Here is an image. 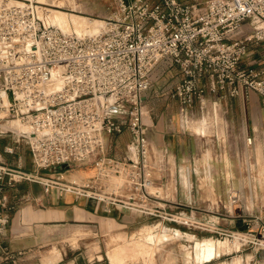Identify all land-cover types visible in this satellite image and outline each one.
Wrapping results in <instances>:
<instances>
[{
    "label": "built area",
    "instance_id": "obj_1",
    "mask_svg": "<svg viewBox=\"0 0 264 264\" xmlns=\"http://www.w3.org/2000/svg\"><path fill=\"white\" fill-rule=\"evenodd\" d=\"M60 1L0 0V121L27 126L5 128L0 135L25 138L34 165L32 170L12 167L0 158V235L7 234L11 220L4 210L5 186L32 181L47 192L94 199L108 213L120 207L192 230H210L222 239L234 240L244 232L240 251L252 247L257 256L243 264H264L261 215L242 214L246 230L227 228L206 222L198 211L226 216L230 209L209 210L161 195L157 187L169 181L172 156L153 146L144 120L145 93L161 61L180 68L183 78L174 95L181 125L201 139L209 127L197 130L194 125L207 116L208 93L254 91L264 106V71L242 64L250 43L264 41V0H116L103 19V31L93 36L65 33L46 20L55 7L76 9L71 0ZM245 24L246 35L235 36ZM221 122L225 126L223 118L214 120L216 127ZM125 129L132 139L120 158L111 154L106 134ZM253 138L248 136L247 143ZM4 151L15 149L6 145ZM63 164L69 166L51 170ZM74 166H91L94 173L65 178ZM240 199L238 190L230 191L231 205ZM257 224L260 235L249 230Z\"/></svg>",
    "mask_w": 264,
    "mask_h": 264
},
{
    "label": "crops",
    "instance_id": "obj_2",
    "mask_svg": "<svg viewBox=\"0 0 264 264\" xmlns=\"http://www.w3.org/2000/svg\"><path fill=\"white\" fill-rule=\"evenodd\" d=\"M76 5L75 8H81L78 0ZM85 7L83 5L82 9ZM248 25L245 24L240 32L235 33V36L246 35ZM242 64L264 71V41L250 43L249 53L242 60ZM152 78L153 85L145 93L144 120L150 126L149 136L153 146L165 148L172 156L169 181L164 187L162 185L157 187L161 195L176 202L209 210L230 209L231 213L226 212V216L198 211L200 218L222 227L246 230L241 215L247 212L259 214L264 220L262 96L258 92L246 93L243 90L241 94L235 96L224 92L208 93L207 115L210 119L212 118L213 123L215 119L223 118L225 126L220 127L223 128L221 134L216 133L219 135L218 139L210 140L206 137L203 141L196 133L184 130L181 125L179 101L174 95L175 85L183 78L180 68L168 61H161L154 67ZM206 121L211 129V120L207 116ZM219 126L218 124L216 127L215 123L213 125L216 129H220ZM226 126L229 134L225 132ZM248 136L254 137L252 144L247 143ZM131 139L132 134L129 129L121 133L106 134L111 154L120 158L125 155ZM6 145H12L15 152H5ZM209 147L212 148V152H209ZM0 158L12 167L28 170L34 168L29 147L24 143H16L14 138L0 135ZM79 174L91 175V168L80 171ZM231 190H238L241 196L240 201L234 205H231L229 201ZM3 194L7 201V207L4 210L10 214L11 220L7 234L0 235V264H45L46 260H50L49 264H64L68 251L59 242L57 246L48 250L44 249L43 243L59 239L66 225L74 227L89 225L101 229L113 225V227L126 228L127 232H132L129 238L142 236L152 225L157 226L160 233H162L161 229L167 230L169 237L155 241L154 251L148 261L130 262L127 259L126 262L123 259L122 264H151L158 252L166 245H172L176 238L183 239L187 244L193 243L188 235H195L196 238L201 239H213L216 247V251H213L214 258L239 252L241 249L240 244L230 239L215 238V233L212 236L197 237L196 232L181 224L162 222L155 217L120 207H114L112 212L108 213L103 205L94 199L78 197L74 193L60 195L55 189L47 192L39 182L21 181L14 186H5ZM173 210L188 211L189 208L173 207ZM259 226L257 224L249 230L255 235H260ZM176 230L181 231L183 235L177 236ZM239 233L246 235L244 232ZM122 237L121 233L113 235L108 242V250L118 241L127 238ZM108 250L106 256L110 264H114L115 260L110 259ZM194 254L193 247L185 249L184 262L201 264L194 263ZM260 254L262 255L263 252ZM256 256L252 250L251 258L254 260ZM235 257L239 264L244 263L245 258L237 254L231 261H218L212 264H231ZM103 258V255L99 254V259ZM76 259L77 257H74L73 261L66 264H77ZM85 264L92 263L87 261Z\"/></svg>",
    "mask_w": 264,
    "mask_h": 264
},
{
    "label": "rangeland",
    "instance_id": "obj_3",
    "mask_svg": "<svg viewBox=\"0 0 264 264\" xmlns=\"http://www.w3.org/2000/svg\"><path fill=\"white\" fill-rule=\"evenodd\" d=\"M45 1L53 2L54 0H45ZM115 1L116 0H78L79 6L81 7L80 9L76 8L75 10H73L69 6H64L62 8L55 7V9H60V10L69 12V14H72V13L82 14V15L87 16L86 19L94 21L93 24L95 22H98L104 25L103 19L105 16L112 13L113 7L115 5ZM63 2L65 1L64 0L60 1L61 4ZM71 2L74 3L73 7H77L76 0H71ZM65 3L67 4L68 1H66ZM83 5L86 7L82 9ZM40 11H44V10H40ZM46 20L50 22L48 16L46 17ZM207 118L211 120V123H210L211 129L210 128L208 129L209 135H207L206 137L209 138L210 140L215 139L216 133L221 134L223 132V128H220L221 126H223V123L220 124L219 126L220 129H216L213 127L214 123L212 121V118L210 119L209 115H207ZM2 122H5V121H2ZM200 122L202 123L201 128L197 130H201L204 126H208L206 118L203 119V121L200 120ZM8 124L9 123H6V125ZM5 128H8V127L0 126V130H3ZM14 128H17V127H14ZM1 136H5L10 139L14 138L16 143H24L29 147L28 141L25 138L15 136L11 132L2 133ZM202 140L204 141V139ZM211 143L213 144L212 141ZM209 148H210L209 152H212V148L211 147ZM89 168H92V167L91 166H74L73 169L65 172L63 176L67 179H72V178L78 179V178L86 176V175L79 174L80 171H85V170H88ZM73 227L74 226L72 225H66L65 227H63L64 232H62V235L59 239H54V240L46 241L43 243L44 249L48 250L49 248H52L53 246H57V243L59 242V244L62 245L66 251H68V255L66 259L63 261L64 264L73 261L74 257H77L76 259L77 264H85V262L87 261H91L92 264H110V261L106 256V251L108 250V242L110 241L113 235L118 234V233L119 234L121 233L123 237H127V238L122 237L123 238L122 240L118 241L117 243H115L109 248L108 253H109L110 259L113 260V258L115 257L116 262H119V260H116L118 258L121 259L120 260L121 262H123L122 261L123 259L125 260L129 259L130 262H139V261L146 262L152 256V253L154 251L155 241L160 240V239H166L167 237H169V233L167 232L166 229L164 230L161 229L162 233H160V229H158V227L154 225L147 228L145 230V234H143L142 236L132 237V238H129L130 237L129 235L132 234V232H127L126 228L113 227V225H108L105 229H101L100 227L95 228L89 225H78V226H75L74 229ZM193 231L196 232L197 237H201L203 235L212 236V234L215 233V232L208 233L202 229H199V230L193 229ZM176 232H177V236L183 235V233L179 230H176ZM214 235H215V238L222 239L221 237L217 236L218 234L215 233ZM188 236H189V240L192 241L193 243L187 244L185 243L183 239L176 238L172 245H166L164 248H162L161 251L158 252L156 259H154L153 263L151 264H186L184 262L185 261L184 260L185 259V249L190 248V247H193V250L195 251L193 261L194 263H197L198 246L196 245V243L205 242V241H211L215 243L213 239L196 238L195 235H188ZM234 243L239 244L240 241L235 240ZM124 248L126 249V251L124 250ZM99 254L103 255L104 258L102 260L99 259ZM237 254H241L243 258H245V260L246 258L251 259L252 247L251 248L247 247V249H245L244 251L222 255L220 258H214L211 261V263H215L218 261H225V260L231 261L233 257ZM236 258L237 257L234 258L231 264H239ZM238 260H241V259H238ZM131 264H138V263H131Z\"/></svg>",
    "mask_w": 264,
    "mask_h": 264
},
{
    "label": "bare ground",
    "instance_id": "obj_4",
    "mask_svg": "<svg viewBox=\"0 0 264 264\" xmlns=\"http://www.w3.org/2000/svg\"><path fill=\"white\" fill-rule=\"evenodd\" d=\"M86 17L87 16L82 15V14H76V13L69 14V12H66V11H63L60 9H51L48 12L49 21L52 24L58 25L60 28H62V30L65 33L73 32L79 36H93V35L99 34L103 31L104 25H102L101 23H98V22H95L93 24L94 21L86 19ZM12 122H13V124H12ZM6 123H9V124L6 125ZM201 124L202 123L200 121L198 123L196 122L194 127L196 129H200ZM0 126H2V127L14 126L17 128L20 127L18 129L12 127L18 131H21L27 127L26 125L22 124L18 120H9L6 122L0 121ZM91 173L92 174L94 173L93 168H91ZM245 236L246 235L239 233L238 237L232 241L239 240L240 241L239 244L242 245L243 240L245 239ZM196 245L198 246L197 263L212 264L211 261L214 259L213 251L214 252L216 251L214 243L211 241H205V242L196 243ZM124 250L126 251L125 248H124ZM113 260H115V258H113ZM116 260H119V262L115 261L114 264H122V262L120 261L121 259L118 258ZM125 261H127V260H125ZM49 263H50V260L45 261V264H49Z\"/></svg>",
    "mask_w": 264,
    "mask_h": 264
},
{
    "label": "water",
    "instance_id": "obj_5",
    "mask_svg": "<svg viewBox=\"0 0 264 264\" xmlns=\"http://www.w3.org/2000/svg\"><path fill=\"white\" fill-rule=\"evenodd\" d=\"M68 166H69L68 164H63V165H60V166H57V167H53V168H51V170H59V169L64 170Z\"/></svg>",
    "mask_w": 264,
    "mask_h": 264
}]
</instances>
